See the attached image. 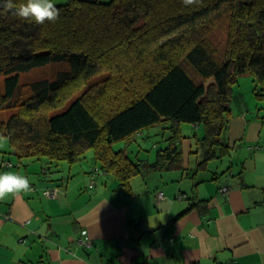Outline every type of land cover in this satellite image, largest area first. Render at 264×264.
Wrapping results in <instances>:
<instances>
[{"label":"trees","instance_id":"16d2710c","mask_svg":"<svg viewBox=\"0 0 264 264\" xmlns=\"http://www.w3.org/2000/svg\"><path fill=\"white\" fill-rule=\"evenodd\" d=\"M12 2L10 11L0 0V114L15 113L0 119V138L19 156L71 164L91 150L94 168L127 185L176 166L181 123L203 124L201 163L215 145L221 152L239 76L264 96V0H55L59 18L43 24L20 19L25 0ZM52 62L67 69L19 85L21 73ZM149 128L167 132L153 162L113 147Z\"/></svg>","mask_w":264,"mask_h":264},{"label":"crops","instance_id":"0c3cea01","mask_svg":"<svg viewBox=\"0 0 264 264\" xmlns=\"http://www.w3.org/2000/svg\"><path fill=\"white\" fill-rule=\"evenodd\" d=\"M234 91L240 104L229 105L221 152L215 145L201 163L203 124L185 123L196 128L185 136L181 123L176 166L148 168L127 185L103 168L91 184V150L71 164L0 150V172L31 184L0 200V264H264V97L251 105ZM151 136L135 135L148 137L137 160H155L161 147ZM122 143L130 155L133 142Z\"/></svg>","mask_w":264,"mask_h":264},{"label":"rangeland","instance_id":"374dc122","mask_svg":"<svg viewBox=\"0 0 264 264\" xmlns=\"http://www.w3.org/2000/svg\"><path fill=\"white\" fill-rule=\"evenodd\" d=\"M102 1H108V0H102ZM67 69V64L66 62H52L49 63L45 66L42 67H37V68H33L27 72L21 73L20 74V79H19V85L23 84V83H29V82H38L42 79H48L50 81L55 80L58 73L62 70ZM103 76H98L96 78H94L92 81H97L100 80ZM234 86V90L239 89V91H242L245 93V97L248 99V102L252 105V99L253 97L255 99H260L263 100L264 96H260V97H256L255 92H254V87H255V82L253 81V77L251 75H241L238 77L237 81L234 82L233 84ZM247 89V90H245ZM250 92L252 96L248 95L247 93ZM237 92L234 91L233 96L231 98L230 103H239V100L237 99ZM254 104V103H253ZM261 104H263L261 102ZM232 108V107H231ZM257 108V107H256ZM15 113V109L13 108H8L5 109L1 112L0 114V119L5 121L9 118V116ZM182 127H183V135L185 134V136H188L190 134V136L194 133V131H196V128H194V126H192V130L190 132V124H185L182 123ZM146 133H150L152 136L151 141H156L157 144L159 145L158 147H165L164 143H166V141L161 140L162 139V132L159 128H149L147 130H145ZM200 136V133L197 135ZM148 140L147 139H137L136 142H133L131 145V148L128 150V152L130 153V158L132 159H142L144 158L143 154L146 155L147 152L146 151H142L141 148L139 147L140 144H144L145 141ZM165 140H167V137L165 138ZM195 141V139H194ZM114 148L115 149H119L120 147L123 146V143L121 141L115 142L114 143ZM143 146V145H142ZM9 140L6 136H3L0 138V150L1 152L5 151L8 152L9 151ZM143 148H145L146 150H148L150 148L149 145L147 146H143ZM168 174V173H167Z\"/></svg>","mask_w":264,"mask_h":264},{"label":"clouds","instance_id":"9594fccd","mask_svg":"<svg viewBox=\"0 0 264 264\" xmlns=\"http://www.w3.org/2000/svg\"><path fill=\"white\" fill-rule=\"evenodd\" d=\"M185 5H193L198 0H182ZM8 10H13L12 0H6ZM16 15L26 21L43 24L45 21L55 22L60 15L59 9L52 0H25L18 8H15ZM31 191V184L28 177L12 171L0 172V200L9 196L19 195Z\"/></svg>","mask_w":264,"mask_h":264},{"label":"built area","instance_id":"2783aa9c","mask_svg":"<svg viewBox=\"0 0 264 264\" xmlns=\"http://www.w3.org/2000/svg\"><path fill=\"white\" fill-rule=\"evenodd\" d=\"M11 164H12V162L10 160H7L4 162V165H11ZM96 170H97V168H94V171H96ZM93 181L94 180L92 179L91 184H93ZM220 190L224 192V191H226V187H222ZM43 195L46 197H49V198H54L57 196V191H56V189H44ZM158 196L163 197L164 196L163 192H159Z\"/></svg>","mask_w":264,"mask_h":264}]
</instances>
